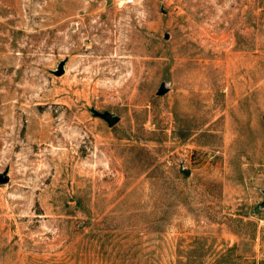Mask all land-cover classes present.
<instances>
[{
    "label": "rangeland",
    "instance_id": "374dc122",
    "mask_svg": "<svg viewBox=\"0 0 264 264\" xmlns=\"http://www.w3.org/2000/svg\"><path fill=\"white\" fill-rule=\"evenodd\" d=\"M0 264H264V0H0Z\"/></svg>",
    "mask_w": 264,
    "mask_h": 264
},
{
    "label": "water",
    "instance_id": "95a60500",
    "mask_svg": "<svg viewBox=\"0 0 264 264\" xmlns=\"http://www.w3.org/2000/svg\"><path fill=\"white\" fill-rule=\"evenodd\" d=\"M111 124H115V120L113 119V120H111Z\"/></svg>",
    "mask_w": 264,
    "mask_h": 264
}]
</instances>
